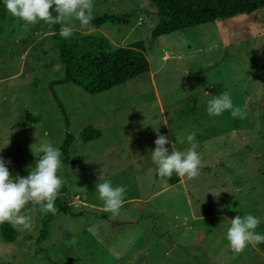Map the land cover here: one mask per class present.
Here are the masks:
<instances>
[{"label":"rangeland","instance_id":"obj_1","mask_svg":"<svg viewBox=\"0 0 264 264\" xmlns=\"http://www.w3.org/2000/svg\"><path fill=\"white\" fill-rule=\"evenodd\" d=\"M93 4V16L121 21H72L74 31L105 36L114 48L144 42L150 64L95 95L73 83L53 86L64 76L53 25L25 26L0 0V156L11 160L14 177L27 176L42 142L60 148L66 129L55 94L74 135L70 163L58 172L59 195L80 212L56 213L38 239L42 224L29 203L21 214L32 218L31 228L14 227L12 242L0 234V264H264V243L237 255L226 236L231 219L246 214L260 219L256 232L264 235V75L257 69L264 64V8L162 35L149 46L157 21L149 0ZM223 91L234 106H247L245 119L208 114L207 101ZM26 111L40 120L27 121ZM89 124L97 133L84 141L80 132ZM155 127L179 151L196 132L205 165L197 178L171 185L155 177ZM105 181L127 189L119 215L103 211L96 186ZM211 189L227 191L217 199Z\"/></svg>","mask_w":264,"mask_h":264},{"label":"clouds","instance_id":"obj_2","mask_svg":"<svg viewBox=\"0 0 264 264\" xmlns=\"http://www.w3.org/2000/svg\"><path fill=\"white\" fill-rule=\"evenodd\" d=\"M3 3L8 13L23 21L25 26L36 25L40 21L49 25L59 24V35L65 39L74 34L75 26L72 21H78L82 27H87L94 19L93 0H3ZM246 108V105L244 108L234 106L228 91L214 95L207 101V112L210 116H220L230 111L233 117L245 119ZM155 132L156 146L151 152V160L157 166L159 177L171 179L176 174L188 180L197 178L205 165L197 151L196 132L186 136L190 147L185 151L177 150L176 143L161 134L159 127H155ZM176 137L181 143L184 142L177 135ZM170 143L171 152L166 147ZM34 154L37 157L35 167L31 168L27 176L15 177L8 167L11 160L5 161L0 156V223L8 222L13 227L31 228L32 218L21 214L29 203L33 206L39 205V210L44 214L51 212L55 215L58 212L55 201L64 184L58 175L63 166L62 152L51 142L44 141ZM96 191L99 199L103 201V211L113 216L119 215L127 195L126 187L114 186L111 181H105L97 184ZM225 191L227 190L211 189L209 193L219 199ZM260 223V219L252 214L236 215L231 219L226 236L234 253H242L250 244L255 246L264 243V235L256 232ZM89 231L94 233V229L90 228Z\"/></svg>","mask_w":264,"mask_h":264},{"label":"trees","instance_id":"obj_3","mask_svg":"<svg viewBox=\"0 0 264 264\" xmlns=\"http://www.w3.org/2000/svg\"><path fill=\"white\" fill-rule=\"evenodd\" d=\"M155 7L157 21L151 30L152 46L154 39L195 25L210 21H229L242 14L252 13L264 8V0H149ZM55 14V13H54ZM121 21V17L111 13H101L94 16L91 25L100 27L104 24H115ZM60 25L54 24L52 37L56 40L58 55L64 70L63 78L55 80L52 85L73 83L82 87L91 95L111 89L130 81L134 77L146 73L150 69L146 56L147 45L144 42H136L129 46L112 47L105 36L84 35L74 31L71 38L65 39L59 35ZM257 69L264 75V64L257 65ZM57 106L61 110L65 125V136L60 146L62 162L70 163V148L74 141V135L69 132V116L64 105L59 99ZM25 118L31 123L40 120L38 116H32L28 111ZM97 133L93 125L85 126L80 136L84 141H89L90 136ZM156 178H160L157 172ZM166 179L169 184H176L180 177L173 174L171 179ZM65 192L62 186L60 194ZM34 211L41 221L42 227L38 239L46 238L48 226L54 215L49 212L42 213L39 205H35ZM57 213H69L77 216L80 212L73 211L71 204L60 195L55 201ZM0 234L5 242H12L17 236V230L8 222L0 224Z\"/></svg>","mask_w":264,"mask_h":264}]
</instances>
